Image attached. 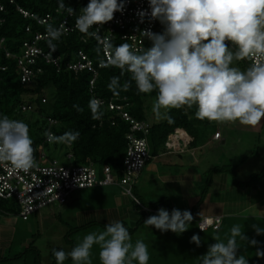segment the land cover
I'll return each mask as SVG.
<instances>
[{
	"label": "clouds",
	"instance_id": "9594fccd",
	"mask_svg": "<svg viewBox=\"0 0 264 264\" xmlns=\"http://www.w3.org/2000/svg\"><path fill=\"white\" fill-rule=\"evenodd\" d=\"M124 7V0H88L75 15L74 27L100 40L98 28L93 26L112 20ZM148 8L139 13L141 20L150 15L163 26L161 32L141 31L140 36L151 41L150 47L137 49L127 42L114 45L103 38L106 65L120 69L121 76L129 74L123 83L118 76L110 77L106 85L110 91L117 94L134 83L138 93L155 92L151 110L168 120L171 109L195 106L194 116L200 120L245 126L264 121V0H148ZM57 9L68 16L76 13L65 0H57ZM62 34L63 25L45 26L50 49L55 50L54 41H59ZM252 57L256 59L243 69L235 63ZM87 107L92 119L103 117V107L96 97H89ZM73 108L83 111L78 105ZM44 136L49 144L71 143L79 132L55 135L45 131ZM32 145L24 120L0 114V161L22 171L35 168ZM199 215L202 225L210 222ZM249 216L255 217V213L249 211ZM192 220L187 209L172 208L169 212L160 207L143 223L161 232L181 234ZM252 227L257 235L264 234V226ZM213 239L215 242L198 257L199 264H249L245 255H237L238 240H247L239 225L230 228L225 240ZM190 242L199 247L200 237L193 234ZM248 243L256 245L257 241ZM93 245L99 246L100 264H148L147 244L142 238L132 242L121 220L108 221L103 231L85 234L67 252L54 248L55 264H64L66 259L72 264H91ZM256 255L264 256V252L257 250Z\"/></svg>",
	"mask_w": 264,
	"mask_h": 264
},
{
	"label": "trees",
	"instance_id": "16d2710c",
	"mask_svg": "<svg viewBox=\"0 0 264 264\" xmlns=\"http://www.w3.org/2000/svg\"><path fill=\"white\" fill-rule=\"evenodd\" d=\"M0 2L4 4L5 8L0 10V39L3 38L4 47L13 53H18L22 41L29 38L25 30L27 24H31L34 30L42 31H45L47 25L38 26L35 21L24 18L17 5L39 15L51 12L54 15L53 20L59 19L55 13L57 0H14L12 3L9 0H0ZM87 3L88 0H65V4L70 5L77 12ZM51 24L55 25V21ZM111 42L114 45H119L126 41L113 38ZM54 43L56 45L55 50L49 48L46 39L41 42V45L52 56L59 55L61 57V68L57 70V67L52 63L39 60L34 65V69L41 67L42 70L29 83L21 81L17 59L14 56L5 57L4 51L0 50V62L6 65L3 71L0 70V114L7 115L9 118L22 119L28 124L29 134L33 141L34 158L39 155V146L43 147L46 155L45 148L50 145L56 148L58 146L66 147L64 154L66 160H68L67 154H72L69 163L84 165L93 162L97 168L109 165L115 177L119 178L123 175V159L127 148L126 134L130 129V123L122 117L119 110H111L106 104L102 105L103 117L98 120L92 119L87 107L89 97L97 96L104 101L113 97L117 103L123 106V110H126L131 116L146 121L150 120L149 115L152 111L148 101L154 100L155 92L138 93L134 83H130L127 90H118L117 94L110 91L106 86L110 77L118 76L120 82L123 83L124 80L128 79L129 74L125 73L121 76L118 68L110 65L99 66L98 64L104 59L103 49L98 41L92 37L74 30L68 35H62L59 41H54ZM79 50L88 54L96 69L95 86L92 90L90 89V79L93 76V71H71L66 67L69 61L79 58ZM244 63L248 66L247 58L244 59ZM49 88H51V92L48 94L47 89ZM22 103L31 104L32 110H22L20 106ZM73 105H78L83 111L78 112L73 108ZM194 112L195 106L191 108L182 106L170 110V120L164 118L151 119L152 126L146 134L150 155L155 156L167 151L168 136L178 129L181 131L187 146L197 144L206 124L211 121L197 119ZM49 118L56 120V124L50 127L55 135H61L66 131H78V138L71 143L49 144L44 136L45 131H49ZM217 170L220 168L215 166L210 171ZM263 172L264 167L250 179L258 178ZM209 175L205 176L207 177L204 182L205 186L201 191L197 206L206 196L210 181ZM250 179L246 182L249 183ZM134 196L140 202L139 204L132 200L134 210L138 214L134 226L143 221L147 215V212L142 209L143 206L152 209L160 207L172 209L170 199L167 197H161L146 206L141 202L139 195L134 194ZM9 200L0 199V208L4 212H7L5 202ZM197 206L193 207L190 211L191 214L197 211ZM86 224L91 225L92 223L86 222ZM28 250H30V245L14 255L18 257ZM3 259L6 257H1L0 260L3 261Z\"/></svg>",
	"mask_w": 264,
	"mask_h": 264
},
{
	"label": "built area",
	"instance_id": "2783aa9c",
	"mask_svg": "<svg viewBox=\"0 0 264 264\" xmlns=\"http://www.w3.org/2000/svg\"><path fill=\"white\" fill-rule=\"evenodd\" d=\"M9 2L12 3L14 0H9ZM124 3L125 7L123 11L115 12L112 20L102 25L93 26L98 28V35L101 37L100 40H96L102 46V49L103 38L105 37L111 41L113 38L123 39L137 49L150 47L151 41L147 37H141V31L151 30L152 32H161L163 26L159 21L151 19L150 15H146L141 20L139 13L141 11H149L148 0H124ZM17 8L24 18L35 21V24L38 26H44L54 21V26L63 25L62 35H68L76 30L74 27L75 15H78V12L74 9L76 13L73 16H68L56 8L55 13H57L59 19L53 20L54 15L51 12L39 15L20 5H17ZM3 9H5L4 4L0 2V10ZM32 27L31 24L26 25L25 30L29 38L22 41L18 53H13L5 48L3 38L0 39V50L4 51V56H14L17 59L23 83L32 82L33 77L42 70L41 67L34 69V65L39 60L52 63L57 67V70L61 68V57L59 55L52 56L42 48L41 42L46 39L45 31L34 30ZM103 56L104 59L102 61L105 63L102 64L100 62L99 66L106 65L107 58L104 49ZM78 57L76 60L69 61L66 67L71 71H93V76L90 79V89L92 90L95 86L96 69L88 54L83 50L78 51ZM254 59L256 58H247V63H251ZM5 68L6 65L0 62V70L3 71ZM94 97L101 102V105L106 104L111 110H119L122 117L130 123V129L126 134L127 148L123 159V175L116 178L109 165L97 168L93 162L84 165L63 164L56 157H48L42 146H39V155L35 158L37 166L28 171L16 169L7 161H0V199L15 200L20 209V216L24 221L46 206L53 203H66L72 191L92 187L95 184H117L124 195L131 196L132 200L140 204L133 194V186L146 161L150 159L146 134L151 128L152 123L150 120L145 121L134 118L126 110H123V106L117 103L113 97L107 101L97 96ZM20 106L24 111H29L33 108L31 104L26 103H22ZM48 123V132L53 133L50 127L56 124V120L49 118ZM219 135L220 132L218 131L214 134L215 137H219ZM166 143L168 149L175 152H182L187 146L179 129L168 136ZM71 158L72 154H67L68 161ZM202 217H207L210 221L208 224L202 225L200 217L195 219L198 227H203L202 231L209 229V227L214 230L219 229L222 221L221 216L204 215ZM260 264L264 263L261 262Z\"/></svg>",
	"mask_w": 264,
	"mask_h": 264
},
{
	"label": "rangeland",
	"instance_id": "374dc122",
	"mask_svg": "<svg viewBox=\"0 0 264 264\" xmlns=\"http://www.w3.org/2000/svg\"><path fill=\"white\" fill-rule=\"evenodd\" d=\"M235 63L241 69L247 67L244 60ZM50 92L51 88L47 89V93L49 94ZM152 101L153 100L148 101L150 106L152 105ZM149 116L150 120L160 119V117L154 115L152 111ZM216 124L217 121H211L206 124L205 127L206 129H213ZM226 124L229 126L228 133L231 135L230 141L227 145H225L222 149H219L218 147L220 144L217 142L214 146L210 147L209 145L204 148L201 153H199V151L197 152L198 154L197 157H195L194 164L199 167L201 173L205 176L212 173L210 170H212L215 165L220 168L226 166L228 169L230 164L225 162L227 161V158L229 157L228 160H231L232 158L234 161L240 156H243L244 151H247L249 147V138L241 137V129L239 128L241 125L238 122H225V125ZM250 134L253 136V133ZM253 142L254 140H252V143ZM45 149L49 157H56L61 163L69 164V161L66 160L64 156L66 147L58 146L56 148L53 145H50ZM224 153L227 157L225 159L223 157ZM185 156L187 155L184 154V157ZM254 156H256V154ZM189 158L190 157H188V159ZM188 159L186 158L187 161ZM244 160H246V158ZM158 161L159 159L156 156L150 155L147 167L155 165ZM256 161H258V163L264 162V155L258 154ZM186 164H190V162ZM152 173L158 174V171L156 169H152ZM142 180L143 179L140 178L137 181L136 187L133 189V194L141 195L142 190H145L144 187H146V194L144 195L149 196L151 192V190L147 189L149 187V183L143 185ZM153 187V191L159 195L164 194V191H166L165 187L161 184L160 186L159 184L156 185V182H153ZM126 197L132 201L131 196L122 194L121 189L117 184H95L92 187L72 191L71 197L65 204L53 203L46 206L42 209V213H44L43 217L41 216L39 218V214H37L38 220H35L36 216H32L30 220L25 221L20 216V209L17 202L10 199L8 202H5L7 212H4L0 208V226H3L5 229L8 234V239L12 242V244L10 247L8 246L7 252H3L2 255H4L6 259L0 261V264H55V258L52 255V250L54 248L64 249L67 252L85 234L103 231L105 223L117 219L115 216L114 219L111 218L108 219V221H103L102 219L99 221L94 220L90 221L92 223L91 225H87L86 223V225H84V223H81L82 219L79 220V218L81 216L80 213L85 212L80 210L99 207L101 208V211H104V213L108 210L112 213V211H114L113 208L118 205L117 198H120V201H123ZM143 197H141L140 200L146 206H149V204L154 202L150 199H156V197L150 199ZM142 209L148 213L150 208H145L143 206ZM97 212L98 210L94 211L92 215L89 213V217L93 216V218H95ZM156 212L157 211L151 212L148 216L146 215L144 220L150 215L156 214ZM121 221L124 222L125 226L129 230L131 229V233H129L132 242H135L137 238H142L147 244L149 252L148 264H199L198 257L207 251L209 244L215 242L213 237L225 240L226 236L229 234L230 228L234 224L239 225L241 231L244 232L247 237L246 241L238 240V245L240 247L237 249V255H245L249 264L264 263V256L256 255L257 250L264 252V234L257 235L252 227L254 224L264 226V220H257L249 217H230L225 220L220 231L210 234L209 237H200L201 243L199 247H197L195 243L190 242L191 236L196 234L197 231L195 227V225L197 226V222L195 220H193L194 222L188 224L192 229H187L181 234H176L172 231L161 232L153 226L146 227L143 221L137 224V226L130 225L128 220ZM252 239L257 241L256 245L248 243V240ZM28 245H30V250H28L25 254L15 257L14 254L23 251V249H25ZM98 253L99 246L93 245L91 250V264H100ZM64 264H72V262L70 259H66Z\"/></svg>",
	"mask_w": 264,
	"mask_h": 264
},
{
	"label": "crops",
	"instance_id": "0c3cea01",
	"mask_svg": "<svg viewBox=\"0 0 264 264\" xmlns=\"http://www.w3.org/2000/svg\"><path fill=\"white\" fill-rule=\"evenodd\" d=\"M227 125L228 124L225 125V122H217L213 129L205 128L198 143L193 146H186L184 148L185 150L182 152H175L168 149L165 152L155 155L159 159L158 163L150 165L149 167H147L149 161L145 164L135 180L133 189H135L137 181L142 178L143 185L149 183L147 189L151 190L152 193L150 192L149 196L144 195L146 194V187H144L145 190H142L143 194L141 193L139 196L143 197L144 195L143 198L147 199L156 197L155 200L150 199L152 202L161 197H168L172 202V208H178L180 210L187 209L191 211L193 207L197 206L201 191L205 186L204 182L206 178L205 175L201 173L199 167L194 164L195 157H197L198 154L197 152L199 151V153H201L204 148L209 145L210 147L214 146L217 142L220 144L218 147L219 149H222L227 145L231 136L228 133L229 126ZM239 128L241 129V137L249 138V147L247 151L245 150L244 155L237 159L235 158L236 160L234 161L232 158L231 160H228L229 157L227 158L226 154H223L224 159L227 158V161L225 162L229 163L230 167L227 169L226 166L222 168L218 166L220 170L213 171L209 175L210 181L206 196L197 206V211L192 214L193 220L200 217V213L201 216L219 215L222 219L221 225L219 229L214 230L209 227V229L204 231L199 229L198 224L197 226L195 225L197 230L196 234L199 237H209L210 234L220 231L225 220L230 217H249L252 219L264 220V172L258 178L250 179V177H253L264 167V162L258 163V161H256L258 154L264 155V121L259 122L255 126L241 125ZM217 131L220 132L219 137L214 136ZM249 132L253 133V136ZM252 140H254L253 143ZM184 154L187 156L184 157ZM255 154L256 156H254ZM188 157L190 158L188 159ZM247 157L251 158L248 159ZM245 158L246 160H244ZM188 162H190V164H186ZM152 169H156L158 174L152 173ZM249 179V183L246 182ZM153 182H156V185L159 184L160 186L161 184L165 187V193L163 192L164 194L162 195L155 193V191H153ZM117 201L118 205L113 208L114 211H112V213L110 210L104 213L99 207L94 209H84L80 210L85 213H80L81 216L79 220L82 219L81 223L85 224L86 222L88 223L94 220L99 221L101 219L103 221H108V219H114L116 216L117 219L115 220H128L130 225H135V222L138 219V214L134 210V205L131 199L126 197L123 201H120V198H117ZM97 210L98 212L95 218H93V216L89 217V213L92 215L93 212ZM167 210H169V212L171 211V209ZM155 211H157V209L150 208L147 216ZM249 211L254 212L255 217L249 216ZM37 214H39V218L44 216V213L40 210L33 215L36 216L35 220H38ZM30 218L28 220H30ZM193 220L192 222H194ZM187 227L188 230L192 229L189 225H187ZM128 231L131 233V230L128 229ZM11 244L12 242L8 239L7 232L3 226H0V257H4V255H2L3 252H7L8 246L10 247Z\"/></svg>",
	"mask_w": 264,
	"mask_h": 264
}]
</instances>
